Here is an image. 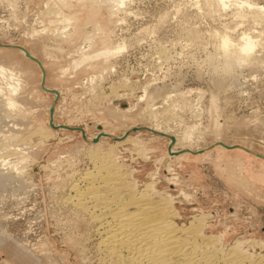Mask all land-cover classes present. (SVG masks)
I'll return each mask as SVG.
<instances>
[{
	"label": "rangeland",
	"instance_id": "374dc122",
	"mask_svg": "<svg viewBox=\"0 0 264 264\" xmlns=\"http://www.w3.org/2000/svg\"><path fill=\"white\" fill-rule=\"evenodd\" d=\"M255 5L264 0H0V42L24 46L60 92L54 101L40 67L0 46V264L110 263L96 222L67 201L92 155L120 167L123 196L152 184L151 196H170L176 225L203 221L209 249L239 243L264 263V159L255 155H264V13ZM223 33L234 44L249 37L247 59L228 57ZM51 106L55 124L83 133L51 127ZM137 126L174 134L176 149H205L171 155L169 139L148 129L91 140Z\"/></svg>",
	"mask_w": 264,
	"mask_h": 264
},
{
	"label": "bare ground",
	"instance_id": "6f19581e",
	"mask_svg": "<svg viewBox=\"0 0 264 264\" xmlns=\"http://www.w3.org/2000/svg\"><path fill=\"white\" fill-rule=\"evenodd\" d=\"M208 2L209 4L221 6L225 4L226 0H208ZM254 9L259 13H264V5H255ZM255 14L258 15V13ZM220 45L229 58L247 59L248 52L252 50L254 44L248 36H244L240 43L234 44L227 33H223ZM122 49L123 45H117L113 50L104 49L98 54L106 55L119 52ZM20 52L25 56L22 50ZM89 57V55H85L78 62H82ZM3 69V66H1L0 71ZM40 75L42 78L41 69ZM58 93L60 94L59 91ZM7 103L13 105L11 100H8ZM147 127L160 135L164 133L174 138L171 140L170 137L164 136L169 139L168 152L171 155L193 150L189 147L176 149L174 134L157 127ZM101 133L108 134L106 137H121L113 136L105 131L98 132L102 135ZM127 135H125V138L128 137ZM92 156L94 169L92 168V171L85 170L79 175L82 179L81 185L78 177L79 184L76 180L72 181L73 183L69 187L72 188L73 195H68L70 197L67 201L72 202L75 207L87 213L96 222L95 231H98L99 235L96 243L99 248L98 252H102L103 255L100 254V256H104L103 258L111 264H264L263 261L259 260L260 258H253V254L238 246L239 243L228 246V250L225 251H217L211 248L213 244L209 249V244L213 242V239L210 238L211 234H203V227H201L203 221H200L199 226H197L198 222L194 224L191 221L195 220L193 216L194 218L190 219L191 222L187 226L176 225L173 218L176 216L177 210L169 203L170 196L166 195L169 198H167L168 200H164L165 197L157 200V197L154 198L149 192L152 184H146L142 190L136 193L129 192L128 195L123 196L118 190V185H121L123 176L120 167L106 156ZM125 184L128 187V184ZM132 188L134 187L132 186ZM153 192L157 194L156 191ZM66 199L68 198L66 197ZM203 215H201L202 220L204 219ZM198 240H201L200 243L204 247H197L196 242ZM236 242L238 241L236 240ZM217 248L219 249V247ZM259 257H262V255ZM102 261H100L101 264H105Z\"/></svg>",
	"mask_w": 264,
	"mask_h": 264
},
{
	"label": "water",
	"instance_id": "95a60500",
	"mask_svg": "<svg viewBox=\"0 0 264 264\" xmlns=\"http://www.w3.org/2000/svg\"><path fill=\"white\" fill-rule=\"evenodd\" d=\"M0 46L15 47V48H17V49H20V50H22V51L24 52V54H25L26 57H28L30 60L35 61V62L39 65V67H40V69H41V71H42V78H41V81H40L42 89H44V90H46V91H48V92H53V93L55 94L54 101L57 99V97H58V95H59L58 91H57L56 89H54V88H49V87L45 86V84H44V83H45V69H44V67H43V65H42V63H41V61H40L36 56H34L33 54H31V53H30V52H29L24 46H22V45H20V44L1 43V42H0ZM48 112H49V121H48V122H49V124H50L51 127H54V128H61V127H64V128H68V129H79V130L83 133V129L80 128V127H70V126L63 125V124H55V123L53 122V114H54V107H53V106L49 107ZM101 128H102L101 125H98V129L101 130ZM139 129H148V130H150V131L156 133V131L152 130L151 128H149V127H147V126H137V127H132L131 129L125 131V132L121 135V137H119V138H123V137H125V135H127L130 131H133V130H139ZM101 134L104 135V136L108 135V134H106V133H101ZM162 135H163V136H166V137H170L171 140L174 139V138H173L172 136H170V135H167V134H164V133H162ZM99 136H101V135H100V134H97V136H95V137L92 139V141H93V142L97 141L98 138H99ZM113 138H114V139H119L118 137H113ZM216 144L221 145L222 147H225V148H227V149L234 148V147H239V148H242V149H244V150H246V151H251L250 149L244 147L243 145H240V144H226V143H224L223 141H217V142L211 144L210 146H213V145H216ZM204 149H205V148H203V149H199V150H195V151H193V150H188V152H190V153H197V152H202ZM255 155H257V156H259V157H261V158L264 159V155H261V154H259V153H255Z\"/></svg>",
	"mask_w": 264,
	"mask_h": 264
}]
</instances>
